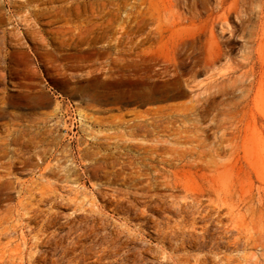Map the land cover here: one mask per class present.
Segmentation results:
<instances>
[{
	"label": "rangeland",
	"instance_id": "rangeland-1",
	"mask_svg": "<svg viewBox=\"0 0 264 264\" xmlns=\"http://www.w3.org/2000/svg\"><path fill=\"white\" fill-rule=\"evenodd\" d=\"M116 1L53 0L40 5L50 9L48 15L27 24L22 20L27 7L20 8L19 0H0V97L6 100L0 136L8 139L0 161L12 165L13 181L32 179L54 186L49 208L54 221L47 230L52 239L32 247L44 258L35 264H74L75 259L81 264H264V147L250 138H264V126L261 133L258 129L252 134L248 116L218 113L221 108L245 107L244 93L229 95L209 116L213 128L205 143L220 151L217 173L190 176L200 189L212 191V202L206 193L193 202L179 190H173L177 198L172 200L168 187L154 174L147 194L133 193L130 179L136 167L147 169L136 144L166 138L134 124L162 118L168 110L160 108L181 109V104L204 94V85L221 80L228 65L239 60L242 39L230 41L231 60L196 73L184 100L148 101L149 90L158 88L129 73H110L104 41L95 37L99 30L92 29L91 22L101 20L87 21L91 8L99 11L105 3L113 9ZM261 1L251 2L257 7ZM258 22L255 13L252 23ZM262 40L264 54V25ZM234 83L238 84L225 80L209 91L230 90ZM116 96L121 103L113 102ZM259 100L264 105V86ZM207 123H196L201 138ZM182 125L188 126L177 121L174 128ZM224 162L226 172H221ZM139 180L145 184V178ZM14 202L15 195L4 203ZM37 208L44 212L48 206Z\"/></svg>",
	"mask_w": 264,
	"mask_h": 264
},
{
	"label": "bare ground",
	"instance_id": "bare-ground-1",
	"mask_svg": "<svg viewBox=\"0 0 264 264\" xmlns=\"http://www.w3.org/2000/svg\"><path fill=\"white\" fill-rule=\"evenodd\" d=\"M251 1L214 0L210 3L209 0H119L114 3L113 9L106 8L105 3H102L99 11L91 8V18L87 21L101 20L92 21V29L99 30L95 37L104 41L102 50L109 56L107 61L112 65L110 73H129L136 81H148V87L158 88L156 92L149 90L146 96L148 101L187 98L194 85L191 83L196 73L213 70L222 60H231V40L240 37L243 43V53L239 60L228 65L227 70L221 74V80L214 79L204 85V94H197L193 100L181 104V109L177 106L160 108L161 111L166 108L168 110L163 112L162 118L155 116L134 124L141 125L146 132H161L166 138L155 137L149 142L136 144L144 153L141 159L147 169L141 172L136 167L130 174V179L134 181L133 193L144 191L147 194L151 190V175L154 174L168 187L167 194L172 200L177 198L173 190H179L183 192V198H189L193 202H198L204 193L212 202V191L200 189L190 176L196 172H201V176L217 173L218 164L215 158L220 155V151L205 143L210 136L207 131L210 132L213 128V118L209 116L217 105L223 104L233 93H244L247 98L245 107L234 110L229 107L221 108L218 113L228 118L238 114L246 115L253 123L251 133H258L259 128L262 131L264 105L259 98L264 86V21H261L264 17V0L257 7H253ZM19 2L20 8H28L22 20L29 24L48 15L50 9L40 5L52 3L53 0ZM255 13L259 22L254 25L252 17ZM29 33L34 34V31L30 30ZM237 71H241L240 74L233 76ZM155 76L156 79H153ZM225 80H233L238 84L234 83L230 90L219 87L215 92L209 91ZM121 101L119 96L113 98L114 103ZM5 103V97H0V118L4 114ZM172 114L175 115L174 119H171ZM117 120L123 121L121 116ZM200 120H208L202 129L205 132L203 138L196 134V123ZM177 121L187 123L188 126L174 128ZM212 138H216V135L212 134ZM250 138L257 140L258 146L264 147V138L261 136L259 140L253 136ZM7 144L8 139L0 136V158L6 156ZM155 160L157 163L153 162ZM221 166V172H226L225 162ZM44 173L40 172V177ZM11 174L12 165L0 161V264H35L37 259L44 258L39 251L33 252L32 247H39L52 237V232L47 233V230L54 221V213L49 209L54 203V186L50 182L44 184L32 179L13 181L10 179ZM141 178H145L144 185L138 184ZM13 195L15 202L5 204ZM40 204H46L48 209L44 212L39 210L37 206ZM42 213L44 218L40 219ZM30 222L38 223L32 226ZM101 258L98 254L96 259L99 261ZM74 264H81L80 259H75Z\"/></svg>",
	"mask_w": 264,
	"mask_h": 264
}]
</instances>
